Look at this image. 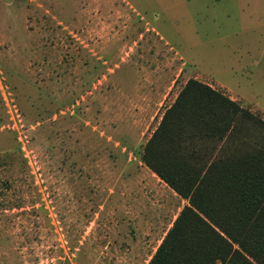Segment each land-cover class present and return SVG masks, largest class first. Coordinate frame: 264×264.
<instances>
[{"label":"rangeland","instance_id":"rangeland-1","mask_svg":"<svg viewBox=\"0 0 264 264\" xmlns=\"http://www.w3.org/2000/svg\"><path fill=\"white\" fill-rule=\"evenodd\" d=\"M189 78L264 117V0H0V264H147L187 201L141 152Z\"/></svg>","mask_w":264,"mask_h":264},{"label":"trees","instance_id":"trees-1","mask_svg":"<svg viewBox=\"0 0 264 264\" xmlns=\"http://www.w3.org/2000/svg\"><path fill=\"white\" fill-rule=\"evenodd\" d=\"M141 161L187 203L147 264H264V117L189 78Z\"/></svg>","mask_w":264,"mask_h":264},{"label":"crops","instance_id":"crops-1","mask_svg":"<svg viewBox=\"0 0 264 264\" xmlns=\"http://www.w3.org/2000/svg\"><path fill=\"white\" fill-rule=\"evenodd\" d=\"M177 215V214H176ZM175 218V217H174Z\"/></svg>","mask_w":264,"mask_h":264}]
</instances>
